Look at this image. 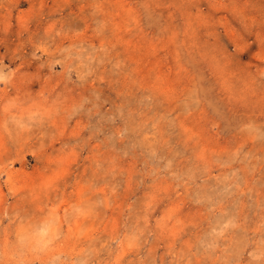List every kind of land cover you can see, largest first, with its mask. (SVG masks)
<instances>
[{
    "label": "rangeland",
    "instance_id": "374dc122",
    "mask_svg": "<svg viewBox=\"0 0 264 264\" xmlns=\"http://www.w3.org/2000/svg\"><path fill=\"white\" fill-rule=\"evenodd\" d=\"M0 264H264V0H0Z\"/></svg>",
    "mask_w": 264,
    "mask_h": 264
}]
</instances>
